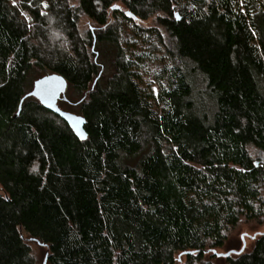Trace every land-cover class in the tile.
I'll return each mask as SVG.
<instances>
[{
	"label": "trees",
	"instance_id": "1",
	"mask_svg": "<svg viewBox=\"0 0 264 264\" xmlns=\"http://www.w3.org/2000/svg\"><path fill=\"white\" fill-rule=\"evenodd\" d=\"M252 222L264 0H0V264H264V231L214 253Z\"/></svg>",
	"mask_w": 264,
	"mask_h": 264
},
{
	"label": "water",
	"instance_id": "2",
	"mask_svg": "<svg viewBox=\"0 0 264 264\" xmlns=\"http://www.w3.org/2000/svg\"><path fill=\"white\" fill-rule=\"evenodd\" d=\"M67 88L68 81L63 75L57 73L47 74L35 81V87L32 94L40 98L47 109L56 113L68 122L80 138H84L87 136L84 127V120L75 113L63 110L59 105V101L66 98ZM244 248L245 247L240 251H231L227 253H220L214 250V253L218 256H230L234 253L243 252Z\"/></svg>",
	"mask_w": 264,
	"mask_h": 264
},
{
	"label": "rangeland",
	"instance_id": "3",
	"mask_svg": "<svg viewBox=\"0 0 264 264\" xmlns=\"http://www.w3.org/2000/svg\"><path fill=\"white\" fill-rule=\"evenodd\" d=\"M13 3L20 4L21 0H11ZM66 97L71 102L77 101V96L73 95L70 90L66 93ZM60 107L64 110H70L71 113L76 112L75 105H65L62 102H59ZM76 114V113H75ZM264 231V223L258 225V223H242L230 236V241L228 246L220 250H216L220 253H227L231 251H240L243 247L244 251L251 249L254 239Z\"/></svg>",
	"mask_w": 264,
	"mask_h": 264
}]
</instances>
